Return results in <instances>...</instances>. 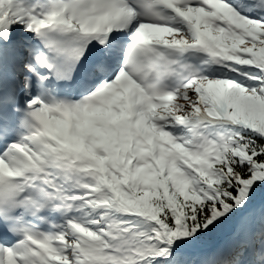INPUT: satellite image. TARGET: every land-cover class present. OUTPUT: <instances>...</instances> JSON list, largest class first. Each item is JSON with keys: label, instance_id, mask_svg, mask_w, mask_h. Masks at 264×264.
<instances>
[{"label": "trees", "instance_id": "16d2710c", "mask_svg": "<svg viewBox=\"0 0 264 264\" xmlns=\"http://www.w3.org/2000/svg\"><path fill=\"white\" fill-rule=\"evenodd\" d=\"M251 114L253 113L250 112L248 115ZM258 118L262 119V122L258 125L263 134L248 131L240 132L237 135L238 144L232 151L234 159L228 161L226 154L218 159L217 167L223 171L224 176L220 182L215 184L218 192L215 195L211 192L209 195L213 204L209 209L206 208L205 215L201 216L203 214L202 208H200V213L195 210L189 212L185 210L193 207L191 200L185 199L187 194L179 193L176 195L179 208H176L177 211L172 212L170 216V224L175 234H179L180 231L182 233L184 231L189 232L190 230L186 226L194 223L199 226L208 224V227L213 231L219 227L223 217H225V211L231 203L230 196H234L239 203H245L244 198L246 197L252 199L258 194L262 195L261 193L264 192V112H260ZM250 120L252 121V117ZM160 200L163 203L164 211H170V208L173 209L167 199L161 197ZM190 219L194 220V223L191 224ZM177 221L181 224H177ZM178 227L183 229L180 230ZM188 236L196 244L208 243L211 238L208 233L202 235L188 233Z\"/></svg>", "mask_w": 264, "mask_h": 264}, {"label": "rangeland", "instance_id": "374dc122", "mask_svg": "<svg viewBox=\"0 0 264 264\" xmlns=\"http://www.w3.org/2000/svg\"><path fill=\"white\" fill-rule=\"evenodd\" d=\"M31 9V8H30ZM23 13L25 14L26 12L23 11ZM22 14V13H21ZM23 15V14H22ZM38 15H25L24 18V23L23 25L20 27L22 28L21 31L19 32L20 29H13L12 26H4L2 27V31L4 33H6L9 36V39H14V42L12 44V46L9 49H16L17 50V44L21 41L22 43H26L27 41H30L32 38V33L35 31V27L33 26L36 22V19L38 18ZM20 33V34H19ZM22 35V36H21ZM163 35V34H162ZM17 51L16 54H11L8 56V58H6V56H2L1 57V61L4 62L6 59L7 62L9 64H11V67L8 69H5V71H7V73H10L12 70H15L14 67L12 66V64H14L15 66H19V64L21 63L20 58H18L17 55ZM19 53L20 55H22V50L19 49ZM6 54V53H4ZM19 55V54H18ZM16 71V70H15ZM14 79H17L19 82H23V76L20 75L19 73H16L13 75ZM204 91V93L208 94V95H214L216 97H219L221 95V90H222V84L220 82L217 81H213V80H206L204 82H202L201 84H196L193 83L191 86L187 87L184 91H183V95L179 96L177 98V104L174 107V111H176L179 114H187L190 115V113L195 110L198 109V101H197V92L199 90ZM45 117L46 120L49 121L48 118V114L49 112H45ZM152 117V116H151ZM60 119L58 118V116L55 117V122L51 125H49V128H56L57 125L59 124ZM166 129V131L163 133V135H167L168 132H171L172 134L174 133V130L172 129L171 125H166L164 127ZM27 136V135H25ZM172 137L174 138L175 136L172 135ZM201 143V148L200 150L196 151L195 153H192V156L194 158V161H198V166L200 167L201 165L203 166H208L209 163V156L208 153L214 149L215 146H217V141L215 140V138H213L212 136H210V139L206 136V134L204 133L201 137L200 140ZM177 147L179 149H183V148H187V142H180L177 144ZM206 150V151H204ZM84 151L89 153V150L86 148ZM91 154V158H96L95 155H93V152L89 153ZM115 161L114 163L111 161V158L107 156V158L103 157L102 163L105 162L109 165V169H111L112 171L116 172L117 170H123L124 167V162H122V160H120V158L118 157V159L114 158ZM137 165H139L138 163H135ZM104 163H103V167H104ZM187 175V174H186ZM221 174H219V172L217 170H213L210 173V176L212 177V179H217ZM188 176V175H187ZM177 179L185 182L186 178L180 174L177 175ZM188 182V181H187ZM103 199L104 198H96L94 199L96 206H99V204L103 203ZM108 213V214H107ZM102 215L104 217H106L107 215H110L109 212L104 211L102 212ZM120 223H125L123 221H120L117 219L116 216H110V218L108 219V225H118ZM121 250H117V254H120ZM264 253V252H263ZM64 257L66 256L65 254L63 255Z\"/></svg>", "mask_w": 264, "mask_h": 264}, {"label": "bare ground", "instance_id": "6f19581e", "mask_svg": "<svg viewBox=\"0 0 264 264\" xmlns=\"http://www.w3.org/2000/svg\"><path fill=\"white\" fill-rule=\"evenodd\" d=\"M195 24H196V23H195ZM196 26H197V24H196ZM35 37H36V36H33V38H35ZM74 108H75V106H73V105H69V109H70V110H72V109H74ZM62 127H63V125H62ZM62 127H61V128H62ZM103 146H109V145H108L107 143H104Z\"/></svg>", "mask_w": 264, "mask_h": 264}]
</instances>
